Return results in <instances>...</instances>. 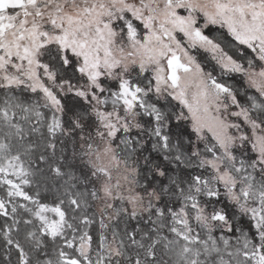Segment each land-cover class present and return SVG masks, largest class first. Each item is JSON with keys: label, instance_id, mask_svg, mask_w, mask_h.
Returning <instances> with one entry per match:
<instances>
[{"label": "snow or ice", "instance_id": "obj_1", "mask_svg": "<svg viewBox=\"0 0 264 264\" xmlns=\"http://www.w3.org/2000/svg\"><path fill=\"white\" fill-rule=\"evenodd\" d=\"M0 264H264V0H0Z\"/></svg>", "mask_w": 264, "mask_h": 264}, {"label": "trees", "instance_id": "obj_2", "mask_svg": "<svg viewBox=\"0 0 264 264\" xmlns=\"http://www.w3.org/2000/svg\"><path fill=\"white\" fill-rule=\"evenodd\" d=\"M220 31H222V30H220ZM237 86H240L239 83L237 84ZM245 87H246V85H245ZM250 91L253 92V93L255 92L254 89L253 90H250Z\"/></svg>", "mask_w": 264, "mask_h": 264}]
</instances>
